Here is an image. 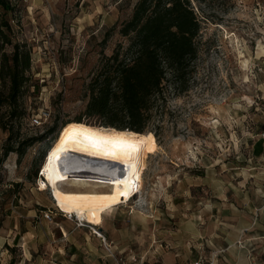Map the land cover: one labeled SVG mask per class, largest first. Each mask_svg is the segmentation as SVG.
Segmentation results:
<instances>
[{"label": "rangeland", "instance_id": "rangeland-1", "mask_svg": "<svg viewBox=\"0 0 264 264\" xmlns=\"http://www.w3.org/2000/svg\"><path fill=\"white\" fill-rule=\"evenodd\" d=\"M137 1L7 0L10 11L0 8V23L7 25L1 27L3 41L8 40L0 43V54L9 56L13 43L29 51L24 117L8 118V109L0 106V159L5 147L15 149L54 129L20 158L9 152L0 162V237L13 225L29 232L45 222V229L59 233L62 221H68L40 177V157L64 138L65 126L75 118L97 126L83 115L86 85L103 56L117 44L126 47L116 29L103 38L129 18ZM188 6L198 22L195 57L187 63L184 83L172 86L166 76L164 100L151 112L148 132L135 145L114 143L143 155L141 187L131 200L100 212L97 227L110 229L105 231L112 239L103 236L112 242L114 255L134 254L143 264H161L163 251H176L188 262L195 249L196 259L205 264L264 261V238L250 235L264 231V150L258 158L251 156L264 126V0H188ZM5 91L0 78V95ZM42 109L49 118L31 126L30 119ZM47 209L55 214L51 222L42 218ZM68 222L77 228L73 218ZM10 248H0V264L61 261L43 248L38 258L22 262L20 250ZM103 252L101 259L113 263Z\"/></svg>", "mask_w": 264, "mask_h": 264}, {"label": "trees", "instance_id": "trees-1", "mask_svg": "<svg viewBox=\"0 0 264 264\" xmlns=\"http://www.w3.org/2000/svg\"><path fill=\"white\" fill-rule=\"evenodd\" d=\"M0 8L4 12L10 11L7 0H0ZM1 27L7 28V25L0 23V43H7L8 40L3 41L6 37ZM115 29L126 40V47L121 50L120 44H117L109 56H103L86 85L88 96L83 115L94 119L97 126L77 117L72 124H61L59 129L64 125L68 128L63 139L75 137L84 142L132 148L130 145L136 144L138 136L148 132L150 114L164 100L166 76L174 81L172 86L184 83L187 63L195 57L193 40L198 31V22L188 6V0H138L127 20L106 31L103 42ZM28 70L29 51L23 44L13 43L9 56L0 54V78L6 87L5 94L0 95V106L8 109V118L25 115L22 99L29 88ZM18 108L21 109L20 114L16 113ZM53 130L50 128L41 137L29 138L17 144L15 149L5 147L0 162L9 152L20 158L26 148ZM261 130L264 131V126ZM260 144L258 139L252 147L259 148ZM50 146L41 154L42 160ZM37 169L32 172L34 178ZM17 186L15 183L14 187ZM2 219L0 210V227ZM3 249L12 250L6 245Z\"/></svg>", "mask_w": 264, "mask_h": 264}, {"label": "bare ground", "instance_id": "bare-ground-1", "mask_svg": "<svg viewBox=\"0 0 264 264\" xmlns=\"http://www.w3.org/2000/svg\"><path fill=\"white\" fill-rule=\"evenodd\" d=\"M241 64L246 67L247 61ZM93 161H100V164ZM144 167V157L135 148L110 147L69 137L51 145L40 177L61 210L76 216L80 222L97 227L100 212L115 207L122 200L127 202L138 192ZM73 168L91 173L70 172ZM70 185L91 187V190L62 188Z\"/></svg>", "mask_w": 264, "mask_h": 264}, {"label": "crops", "instance_id": "crops-1", "mask_svg": "<svg viewBox=\"0 0 264 264\" xmlns=\"http://www.w3.org/2000/svg\"><path fill=\"white\" fill-rule=\"evenodd\" d=\"M260 141L261 144L259 148H251V156L253 158H258L263 153L264 141L262 139H260ZM46 224V222L41 224L40 226L42 228L40 227V230L29 232L18 230L16 225H13L11 230H8L9 228H7L6 231L3 229L6 234L4 237H0V248L3 245L8 247L14 246L15 248H18L20 250V258L22 259V262L29 261L31 255H33L35 258H38V256H36L37 250L43 248H45V250H49L50 248V251H55V253L58 254L61 259V261H56L54 264H110L108 261L101 259V254L104 252L101 248L100 242L95 236L91 235L88 230L85 231L84 229L74 228L70 222L62 221V225L59 227L58 233L56 230L52 232L51 229H45V227L48 226ZM242 229H244V226ZM97 230L102 236L103 233H105L108 239H112V236H110L105 231L107 230V232H110L108 227L107 229H102L99 226L97 227ZM250 235L256 239L264 238V231L262 232L258 230H252V234ZM113 237H115V235ZM107 242H110L112 245L110 240ZM122 250L126 251V247H124ZM196 254H198L197 249L193 251V254L188 255L186 260L188 262H185L184 258H182L179 253H176V251H163L160 255L161 264H191V261L196 259ZM216 264L249 263L238 261L237 263L221 262ZM253 264H264V261L254 262Z\"/></svg>", "mask_w": 264, "mask_h": 264}, {"label": "built area", "instance_id": "built-area-1", "mask_svg": "<svg viewBox=\"0 0 264 264\" xmlns=\"http://www.w3.org/2000/svg\"><path fill=\"white\" fill-rule=\"evenodd\" d=\"M48 118H49V113L46 110L42 109L39 111V113L32 116V118L30 119V125L42 126L47 121ZM259 137L263 139L264 132L260 133ZM136 194L137 192L135 194H132L131 197H129V199L131 200L132 197H134ZM53 216H55V214H53V212H51V210L49 209L43 211L42 213V218L47 222H51ZM61 217L68 221H71L73 218L75 227L85 228L88 230V232L91 235L95 236L99 240L103 251H105L108 257L112 259L113 264H143V259L134 254L114 255L111 243L105 240V238L98 232L97 227L90 226L80 221H77L76 219H74V217H70L69 215H65L64 213H61ZM191 264H205V263L203 262V259L197 258L194 261H192Z\"/></svg>", "mask_w": 264, "mask_h": 264}, {"label": "water", "instance_id": "water-1", "mask_svg": "<svg viewBox=\"0 0 264 264\" xmlns=\"http://www.w3.org/2000/svg\"><path fill=\"white\" fill-rule=\"evenodd\" d=\"M93 162H95V163H99L100 164V161H93ZM109 164V163H108ZM70 172H76V173H91L90 171H85V170H83V169H75V168H73V169H70ZM90 175V174H89Z\"/></svg>", "mask_w": 264, "mask_h": 264}]
</instances>
